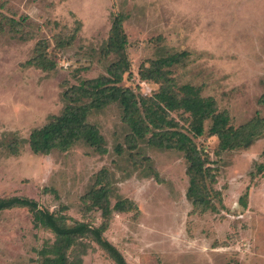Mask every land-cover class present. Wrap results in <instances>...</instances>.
I'll use <instances>...</instances> for the list:
<instances>
[{
	"label": "rangeland",
	"instance_id": "374dc122",
	"mask_svg": "<svg viewBox=\"0 0 264 264\" xmlns=\"http://www.w3.org/2000/svg\"><path fill=\"white\" fill-rule=\"evenodd\" d=\"M116 16L129 63L119 87L149 100L166 82L176 94L190 86L212 98L233 128L264 119V0H0V198L30 199L66 227H99L101 211L85 196L108 185L111 208L129 199L138 209L112 212L103 234L127 264H264V133L247 148L222 151L216 137L188 132L187 114H169L215 171L212 188L222 203L214 212L186 198L184 153L150 145V135L130 148L118 103L87 118L106 154L83 142L66 152L30 151V132L63 112L66 92L108 77L116 57L104 50ZM175 54L182 56L163 69L164 81L145 78L156 61ZM38 56L51 69L27 64ZM54 239L34 226L27 208L0 213V264H41L39 251ZM84 241L82 264H115Z\"/></svg>",
	"mask_w": 264,
	"mask_h": 264
},
{
	"label": "trees",
	"instance_id": "16d2710c",
	"mask_svg": "<svg viewBox=\"0 0 264 264\" xmlns=\"http://www.w3.org/2000/svg\"><path fill=\"white\" fill-rule=\"evenodd\" d=\"M127 39L122 29V17L113 20L110 36L105 46L106 56L114 55L116 61L107 69L108 77L82 82L64 94L66 105L59 116H52L39 129H34L28 137V146L34 155H48L53 150L68 151L74 144L83 142L100 155L106 154L105 141L99 130L91 125L87 118L94 110H101L112 103L122 108L123 122L131 131L130 148L134 142L150 135L149 143L159 149L180 151L187 161L186 177L188 188L186 198L192 206L202 211H216V204H221V195L213 185L216 182L215 171L207 162L204 149L192 143L191 138L176 131L177 124L169 118L172 112L181 111L190 119L188 132L199 138L205 133L207 137H216L222 151L247 148L264 133V119L256 117L253 122L233 128L227 114L217 110L212 98H201L199 92L190 86H183L180 94L171 91L169 82L149 100L139 98L126 88L118 85L129 67L125 55ZM182 55L175 54L160 59L153 69L145 75L149 80H165L164 68L177 63ZM39 56L27 62L30 66L51 69L39 60ZM259 103L264 107V94ZM211 126L205 132V123ZM11 153L17 154L16 143L9 145ZM120 154V150H117ZM260 170L263 167H259ZM108 185L91 189L85 196L89 205L99 211L103 223L99 227H90L85 223L75 222L71 227L63 225V218L38 208L37 203L22 197L0 198V213L13 208H27L36 228L39 226L50 231L55 239L52 244H45L39 255L41 264H82L86 254L87 243L92 240L115 264H127L119 251L112 246L103 234L108 228L112 212L136 213L137 206L129 199L118 200L113 207L109 203Z\"/></svg>",
	"mask_w": 264,
	"mask_h": 264
}]
</instances>
